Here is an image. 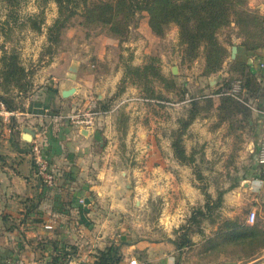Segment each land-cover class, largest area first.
<instances>
[{
	"label": "crops",
	"instance_id": "crops-1",
	"mask_svg": "<svg viewBox=\"0 0 264 264\" xmlns=\"http://www.w3.org/2000/svg\"><path fill=\"white\" fill-rule=\"evenodd\" d=\"M249 6L258 10L264 26V0H249ZM232 41L235 57L230 56L224 66L233 61L244 63L252 82L261 81L260 88L255 91L243 86L240 112L225 110L228 114H224L221 109L226 102L213 99L214 109L198 115L184 137L186 152L199 150L208 164L205 173L212 194L225 190V216L235 215L246 196L251 199V210L256 211L261 207L257 197L264 193V175L254 176L253 160L257 144L264 138V37L254 47L242 44L240 37ZM97 58L103 59V54L98 53ZM61 67L56 66L48 76L46 97L34 98L30 109L9 111L0 104V264H51L60 248L75 251L73 256L81 264H93L97 252L111 246L120 257L117 264H129L131 258L138 264H264V247L258 257L241 262L203 251L199 235L193 236L190 248L174 244L173 229L188 207L203 202L192 167L179 163L171 147L170 132L186 114L183 107L188 103L167 102L164 124L156 128L151 104L140 106L142 118L134 107L143 102H125L121 108L128 116L125 135L119 130L117 114L110 113L114 109L91 116L88 125H78L68 116L104 103L116 89L121 71L86 68L78 74V68L71 71L69 64ZM220 74L221 81L214 83L217 88L223 79L238 75L232 69H222ZM69 87H75L74 93L62 96L61 90ZM208 87L198 86L204 92ZM134 91L136 87L127 86L117 98ZM24 128L43 134L45 154L56 172L53 185H46L36 175ZM144 147L152 153L154 170L140 179L143 171L134 159ZM135 151L136 155L128 156ZM234 184L240 185L232 187ZM152 190L153 198L162 199L164 207L156 221L144 228L133 218L132 197L137 203ZM121 214L128 219H114ZM144 229L146 234H142Z\"/></svg>",
	"mask_w": 264,
	"mask_h": 264
},
{
	"label": "rangeland",
	"instance_id": "rangeland-1",
	"mask_svg": "<svg viewBox=\"0 0 264 264\" xmlns=\"http://www.w3.org/2000/svg\"><path fill=\"white\" fill-rule=\"evenodd\" d=\"M100 1L113 0H65L61 7L55 0H0V95L17 111L30 109L32 102H35L34 98L46 97V89L50 87L46 80L53 74L55 67L62 65L61 68L64 69L75 61L78 74L86 68L92 72L103 73L121 71L112 96L106 97L104 103L92 104L91 107L99 111L100 115L114 109L110 113H116L120 119L119 130L123 135L126 133L128 116L121 112V108L127 101L144 103H138V107H134L140 111L142 118L145 115L140 106L151 104V117L155 120L156 128L164 124L167 102L172 100L188 103L187 107H183L186 114L177 121V127L170 132L171 147L177 129L185 123L179 131L185 161L175 157L173 148L172 153L179 163L192 167L197 180L196 187L203 196V202L188 207L181 223L173 229V240L186 230L189 239L186 247L190 248L194 244V235L202 237L204 242L218 230L224 220L229 219L238 224H253L256 233L252 237H245L246 243H239L237 240V244H219V250L215 252L239 259L241 262L258 257L264 247V193L257 197L261 207L256 209L253 222L247 220L251 211V199L248 196L242 197V201L237 205L239 211L235 215H223L225 190L218 189L215 195L212 194L210 189L213 186L207 181L205 167L208 164L204 161L203 154L199 150L187 153L184 145L185 133L190 123L198 115H207L214 109L213 99H236L221 91L236 79L245 82L248 72L243 66L234 67L235 61L227 63L226 66L224 64L231 56L233 38H242V44L246 39L252 40L256 45V41L264 37V26L258 10L249 6V0H228L226 21L216 25L213 40L203 37L191 42L187 41V35L182 32V28L172 21L162 27V34H155L148 23V11L129 6L130 0L117 5L119 10L114 14L112 23H104L97 18L96 9L91 14L87 12L88 8ZM135 50H139L138 53H135ZM210 52L216 56L219 53L221 61L218 65L214 63V58L208 56ZM98 53L103 54V59L97 58ZM12 55L24 71L18 83L15 82L14 76L6 79L3 74L4 62ZM222 69L235 70L238 75L226 81L223 79V83L217 88L214 83L216 79L221 81ZM260 82L256 80L250 87L259 89ZM200 83L206 84L210 89L206 92L200 91ZM127 86L136 87V91L131 92L128 97L117 98ZM242 95L245 96V92ZM93 96L96 100V95ZM1 105L6 109L4 104ZM238 107L226 103V108H222L221 112L230 110L235 113L236 109L240 112ZM222 119L226 118L222 116ZM263 144L264 138L257 144L253 158L255 177L264 175V162L260 161ZM140 153V157L134 161L140 165L143 171L140 179H143L153 173L154 162L152 153L147 148H142ZM136 154V151L130 152L128 156ZM239 185L234 184L232 187ZM152 194L153 190L149 197L140 199L137 203L133 202L134 196L132 197L131 207L135 214L133 218L144 228L156 221V216L164 207V201L159 197L153 198ZM208 195L211 199L210 208L204 210V215L200 216L197 210L203 208ZM193 215L195 219H192ZM114 219L128 218L121 214V217L115 216ZM205 228H208V231H205ZM146 232L144 229L142 234ZM201 249L213 251L204 250L203 246Z\"/></svg>",
	"mask_w": 264,
	"mask_h": 264
},
{
	"label": "trees",
	"instance_id": "trees-1",
	"mask_svg": "<svg viewBox=\"0 0 264 264\" xmlns=\"http://www.w3.org/2000/svg\"><path fill=\"white\" fill-rule=\"evenodd\" d=\"M11 1V0H8ZM58 5L61 7L65 0H55ZM127 0H113V1H100L91 8L87 9L89 14L93 13V10L96 9L97 18L104 23H112L114 19V14L119 10L118 4H125ZM228 0H130L131 7L145 9L149 13V25L152 31L160 35L162 34V27L169 22H176L182 32L186 33L187 41L196 42L203 37L210 38L213 40V33L216 25L220 22L223 23L226 21L228 15ZM244 44L248 47H254L253 41L244 40ZM257 45V43H256ZM210 58H214L213 61L218 65L221 61L219 53L213 54L210 52ZM15 56H10L6 62H4V76L6 79H9L10 76L15 77V82L18 83V80L24 75L23 68L15 60ZM244 63L235 62L234 67L243 66ZM147 69V68H145ZM249 75V74H248ZM246 75L245 82L242 80L241 83L243 86L254 89L250 87L253 85L251 77ZM222 101L226 102L228 105H234L238 107L241 105L240 102L236 99L230 100L227 98H222ZM239 102V103H238ZM0 103L4 104L6 109L13 111L15 108L9 104V102L0 95ZM242 111V105L240 107ZM184 124H181V127H184ZM176 131L175 138L172 141L173 153L177 159L180 161H185L186 156L184 153V148L181 145L180 141V132L182 128ZM211 199L209 195L204 203L203 208H199L197 213L202 216L204 215V210L210 208ZM192 219H195V216H192ZM185 232V233H184ZM179 235V237L174 240V244L181 248L188 245V236L186 230ZM256 233L255 226L248 224H238L233 220H224L223 224L220 225L218 230L212 235L204 240L202 243L204 250H213L218 251L219 244L222 243H234L237 244L244 242L245 237H252ZM74 254L75 251L60 248L56 250V255L51 258V264H57L59 260L66 257L67 254ZM120 261V257L117 254L115 248L108 247L104 250H99L96 254L93 264H117Z\"/></svg>",
	"mask_w": 264,
	"mask_h": 264
},
{
	"label": "built area",
	"instance_id": "built-area-1",
	"mask_svg": "<svg viewBox=\"0 0 264 264\" xmlns=\"http://www.w3.org/2000/svg\"><path fill=\"white\" fill-rule=\"evenodd\" d=\"M245 89L241 83V80L236 79L228 88L222 89L221 93L228 94L235 97L238 100L243 101ZM264 113V112H263ZM99 114V111L90 110L88 112L76 111L68 116L69 120L75 122L78 125H88L91 122V116ZM29 151L32 156L33 165L35 167L36 175L46 185H53L56 180V172L50 165L49 159L45 154V138L42 133L36 132L32 135ZM260 161L264 162V144L261 150ZM79 202H83L80 199ZM255 219V211L251 210L247 215V220L253 222ZM57 264H81L79 258H75L73 254L68 253L66 257L59 260ZM129 264H138L136 258H131Z\"/></svg>",
	"mask_w": 264,
	"mask_h": 264
},
{
	"label": "water",
	"instance_id": "water-1",
	"mask_svg": "<svg viewBox=\"0 0 264 264\" xmlns=\"http://www.w3.org/2000/svg\"><path fill=\"white\" fill-rule=\"evenodd\" d=\"M235 53H236V46H233L232 49H231V57L234 58L235 57ZM69 69L71 71H76L77 70V63L74 61L70 64V67ZM75 91V87H69V88H65V89H62L61 90V94L62 96L66 97V96H69L71 94H73ZM24 140L26 141H30L31 140V137L32 135L34 134L33 130L30 129V128H24ZM1 264H4V263H1Z\"/></svg>",
	"mask_w": 264,
	"mask_h": 264
}]
</instances>
